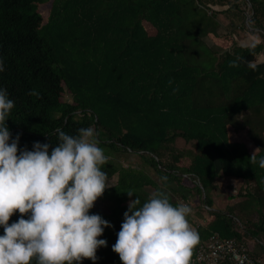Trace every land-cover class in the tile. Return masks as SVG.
I'll use <instances>...</instances> for the list:
<instances>
[{
	"label": "trees",
	"instance_id": "trees-1",
	"mask_svg": "<svg viewBox=\"0 0 264 264\" xmlns=\"http://www.w3.org/2000/svg\"><path fill=\"white\" fill-rule=\"evenodd\" d=\"M197 1L208 13L197 5L189 13L193 0H0V88L14 101L6 118L11 138L19 134L21 150L39 142L51 151L58 128L75 136L93 127L108 157L102 170L116 176L90 210L112 225L99 237L107 246L95 264H122L112 246L129 201L138 197L141 207L158 190L192 209L188 220L200 239L191 264H210L198 254L224 239L264 264V169L250 162L257 148V161L264 157V58L257 59L264 55V0ZM241 31L260 39L242 44ZM210 33L231 38L229 47L207 44ZM206 54L211 67L200 64ZM33 89L39 99L28 94ZM238 118L248 125V143L230 137ZM111 152L136 154L157 180ZM219 180L228 191L223 207L214 198L223 193ZM103 200L108 213L96 208Z\"/></svg>",
	"mask_w": 264,
	"mask_h": 264
},
{
	"label": "clouds",
	"instance_id": "clouds-1",
	"mask_svg": "<svg viewBox=\"0 0 264 264\" xmlns=\"http://www.w3.org/2000/svg\"><path fill=\"white\" fill-rule=\"evenodd\" d=\"M28 94L40 98L34 89ZM13 108L7 90L0 88V264H82L85 259L95 264L98 248L107 246L99 237L112 227L99 214H90L109 188L102 170L108 157L99 147L98 133L87 127L73 136L58 128L59 143L51 151L39 142L33 150H21L19 134L12 139L6 126ZM259 150L250 162L264 169V157L257 161ZM161 180L167 183L168 177ZM126 193L134 195L133 190ZM139 204L138 197L129 201L112 246L122 264H191L200 239L188 220L192 209L174 206L159 190ZM17 212L20 218L9 223Z\"/></svg>",
	"mask_w": 264,
	"mask_h": 264
},
{
	"label": "rangeland",
	"instance_id": "rangeland-1",
	"mask_svg": "<svg viewBox=\"0 0 264 264\" xmlns=\"http://www.w3.org/2000/svg\"><path fill=\"white\" fill-rule=\"evenodd\" d=\"M44 3H43V7H44ZM199 6V10L201 13H205L207 11H209L210 9L207 8L204 4L203 5H200L199 2L197 0H193V3H191L188 7V11L189 13H194L195 9H197V6ZM42 7V8H43ZM41 8V9H42ZM222 7H220L219 5H214L212 6L211 9H221ZM224 9V8H223ZM208 13V12H207ZM220 16V15H219ZM220 21L222 22V24L226 23V18H223V17H219ZM244 31H241V34H243L245 37L241 40H238L240 43L242 44H251L252 40L255 39V40H259L260 36L259 35H255L256 33H250V35L248 33H245ZM252 35V36H251ZM225 36V35H224ZM224 36H220L219 33L218 35L217 34H208L206 36V38H204L206 40V43L207 44H210L212 43L213 41H215L216 43L220 44L221 47H229L227 45H230L231 43V38H228V37H224ZM249 37V38H248ZM264 58V55L263 57H259L257 56V59H263ZM200 64L205 66V67H211L212 66V62L211 60H214V58H211L210 55L206 54V55H202L200 57ZM68 93L64 92L63 93V96L62 98L63 99H68ZM237 120V119H236ZM235 120V121H236ZM232 124V126L229 127V134H230V137L233 139L236 138L237 140L239 141H244V142H249V139H246V137H243L245 135V131H244V128L246 127V130H248L247 126H242L240 123V119L238 118V120ZM253 122V123H252ZM252 122H249L250 124L249 125H253V124H256L255 120H253ZM262 127V126H261ZM253 133L252 135H256L257 136V131L258 129L254 128V130H252ZM251 131V132H252ZM255 137V136H254ZM254 140V138H252ZM250 142L252 143V141L250 140ZM177 145L178 146H181V145H184L182 141H177ZM109 157L111 158H114L116 159L117 161H119L123 166H127V165H131V166H135V165H141V167H143L147 173H149L153 178H155V180H157L155 174L152 172V170L150 169L149 166L145 165L142 163V160L139 158V156H137L136 154H125V153H118V152H111V154H109ZM116 180V176L114 175L113 177L109 178L108 179V184L109 185H112ZM219 182V185H220V190L223 192L221 194H214V198H215V202L216 204L219 206V207H223L224 206V202L226 200V196L228 194V191L226 190V187H225V183L224 181H218ZM150 193H153L154 192V189L153 187L151 186H146L145 187ZM109 206H110V201L108 203L107 200H103V201H99L96 203V208L97 210L101 211L102 213H108L109 211Z\"/></svg>",
	"mask_w": 264,
	"mask_h": 264
},
{
	"label": "built area",
	"instance_id": "built-area-1",
	"mask_svg": "<svg viewBox=\"0 0 264 264\" xmlns=\"http://www.w3.org/2000/svg\"><path fill=\"white\" fill-rule=\"evenodd\" d=\"M207 246L209 248L207 256L200 252L197 259L207 258L210 264H219L222 261L224 264H258L257 259L249 256L244 248L237 246L231 239L215 240Z\"/></svg>",
	"mask_w": 264,
	"mask_h": 264
},
{
	"label": "crops",
	"instance_id": "crops-1",
	"mask_svg": "<svg viewBox=\"0 0 264 264\" xmlns=\"http://www.w3.org/2000/svg\"><path fill=\"white\" fill-rule=\"evenodd\" d=\"M220 7H222L221 9H223V8H225L226 6H222V5H219ZM250 35V34H249ZM255 35H257V34H255ZM252 36V35H251ZM249 38V37H248ZM259 57H263V54H260L259 55ZM260 60V59H259ZM250 146H252L253 148H254V146H253V144L250 142Z\"/></svg>",
	"mask_w": 264,
	"mask_h": 264
}]
</instances>
